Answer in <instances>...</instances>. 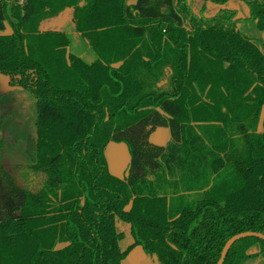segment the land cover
<instances>
[{
	"label": "trees",
	"instance_id": "trees-1",
	"mask_svg": "<svg viewBox=\"0 0 264 264\" xmlns=\"http://www.w3.org/2000/svg\"><path fill=\"white\" fill-rule=\"evenodd\" d=\"M69 9L93 62L43 29ZM263 39L264 0H0V74L36 114L28 163H0V264H218L264 235ZM225 260L264 264V241Z\"/></svg>",
	"mask_w": 264,
	"mask_h": 264
},
{
	"label": "rangeland",
	"instance_id": "rangeland-1",
	"mask_svg": "<svg viewBox=\"0 0 264 264\" xmlns=\"http://www.w3.org/2000/svg\"><path fill=\"white\" fill-rule=\"evenodd\" d=\"M234 7L239 11V17L245 19L247 7L243 9L238 5H234ZM216 10H218V7ZM43 29L48 31L60 30L70 34L72 51L82 57L87 63L96 60V55L91 51L88 41L75 30L74 16L71 9L63 13L59 18L46 22ZM243 29H245L246 35L261 37L259 32L249 25L246 28L243 27ZM11 92L14 94L11 95ZM4 96L8 97V99H13L14 102L11 105V110H6L7 107L0 104V163H3L16 173V167L28 163L27 153L29 147L25 141V136L33 133L31 122L32 120L34 122L36 114H31V101L28 97L21 94L19 89H12L9 79L0 74V100ZM151 138L152 142L158 146H167L172 141L170 131L167 128H160ZM105 156L109 162L111 173L121 179H125L131 161L126 144L110 143ZM117 228L119 232L125 234V239L120 243L123 251H125L133 243L131 227L118 222ZM123 264H159V262L155 257L145 256L141 249H136L123 261Z\"/></svg>",
	"mask_w": 264,
	"mask_h": 264
},
{
	"label": "water",
	"instance_id": "water-1",
	"mask_svg": "<svg viewBox=\"0 0 264 264\" xmlns=\"http://www.w3.org/2000/svg\"><path fill=\"white\" fill-rule=\"evenodd\" d=\"M252 237H256L259 239H262L264 241V235L260 234V233H256V232H252V233H242V234H238L236 235L234 238H232L230 241H228L229 243L226 245L225 249L223 250V253L221 255L220 261L218 264H224L225 263V259L230 251V249L237 243V241H240L242 239H246V238H252Z\"/></svg>",
	"mask_w": 264,
	"mask_h": 264
},
{
	"label": "crops",
	"instance_id": "crops-1",
	"mask_svg": "<svg viewBox=\"0 0 264 264\" xmlns=\"http://www.w3.org/2000/svg\"><path fill=\"white\" fill-rule=\"evenodd\" d=\"M137 249H141V248H137ZM136 250V249H135ZM142 253L146 256V254L143 252V250L141 249ZM132 253V252H131Z\"/></svg>",
	"mask_w": 264,
	"mask_h": 264
}]
</instances>
